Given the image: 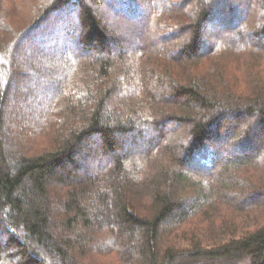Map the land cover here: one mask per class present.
I'll list each match as a JSON object with an SVG mask.
<instances>
[{
  "label": "trees",
  "instance_id": "16d2710c",
  "mask_svg": "<svg viewBox=\"0 0 264 264\" xmlns=\"http://www.w3.org/2000/svg\"><path fill=\"white\" fill-rule=\"evenodd\" d=\"M98 6L143 15L152 38L125 47ZM37 10L0 45V264H264V0ZM27 42L42 55L30 71L15 64ZM18 76L49 87L20 97L23 113L8 103ZM147 129L142 149L119 140ZM95 153L106 158L79 174Z\"/></svg>",
  "mask_w": 264,
  "mask_h": 264
},
{
  "label": "rangeland",
  "instance_id": "374dc122",
  "mask_svg": "<svg viewBox=\"0 0 264 264\" xmlns=\"http://www.w3.org/2000/svg\"><path fill=\"white\" fill-rule=\"evenodd\" d=\"M39 1L40 0H0V9L3 12V15H5L6 17L4 18L3 24H4V28H0V45L4 46L6 45V40L9 38V36H11L10 34L15 32V31H19V29L23 28L26 23H30L35 16L38 14V10L37 7L39 5ZM93 1V0H92ZM178 3H181V0H177ZM259 0H253V2H258ZM158 3H162V4H167L168 0H158ZM98 14L103 18V23L108 27L109 30V35H112V37L118 39V40H122L125 47L130 48L133 47L135 45H139L141 43V39L143 37H146L148 39L152 38L151 33H147L146 30V22H144V20L142 19L143 15H140L139 18L137 20H133V19H128L126 16L124 15H113L109 12V10H107V8L103 7V6H98ZM141 18V19H140ZM2 20V19H1ZM1 23V22H0ZM239 25L233 29L234 30H238ZM232 31V32H233ZM213 34L216 33V31H212ZM219 33V32H218ZM222 33V32H220ZM34 37L31 38L32 41L35 40ZM110 38V37H108ZM234 38V36H233ZM236 38V37H235ZM111 41V39H110ZM211 41L214 42V38L211 39ZM6 42V43H5ZM173 46V50H178V48H181V46L183 45V43H174L172 44ZM115 45H113L114 47ZM115 50H117V47H114ZM119 49V48H118ZM45 50V49H44ZM39 51V50H38ZM38 51H36V48L33 44V42H27L25 43V45H22L21 47H19L16 51V66H19L20 68L30 71L31 70V66L30 64L32 63L33 59H31V57L33 55H38L40 57L41 53H39ZM48 53V51H44L43 52ZM118 53V52H117ZM42 56V55H41ZM1 61L4 63V61L1 58ZM40 61V60H38ZM37 61V64H38ZM47 71L50 72V68L47 69ZM18 82H20V84H16L15 81H17L15 78L14 80H12V82L9 83V87H8V91H9V98H8V103L9 105H15L17 104V112L19 113H23L24 110H27L24 108V105H22V103L20 102V100L22 99L23 96H27L26 94L29 93V98H32V94L35 95V97L37 96H41L44 95L46 93H49V87L45 86L44 88H41L40 90H38V83H40L39 81H25L23 80V78H21L20 76H18ZM21 97V99H20ZM34 99V98H32ZM32 99H28L30 101H28V107L33 109L32 106ZM32 100V101H31ZM249 118H245L244 122L241 123L243 125H245L244 123L248 122ZM222 122L225 125H229L232 126V124L234 123L233 121H231L230 119H226L224 118L222 120ZM240 124V125H241ZM238 124V126H240ZM165 131H169L173 128H177L178 127H182L179 126L175 123H168L165 126ZM153 132L151 129H147V132L144 134L145 136H143L144 140H138L137 143H134V141L132 140L131 137L129 136H120V142L127 145L126 149H128V151L131 150H137L138 147L144 148L145 147V143L146 140L154 137L156 135V133ZM169 133V132H168ZM29 142H31L33 145L35 143V146L38 147V143H39V139L40 136L38 135H31L29 134ZM169 137L171 140H173V143L176 142L179 138L174 135V134H169ZM119 138V137H118ZM26 139V138H25ZM28 139V137H27ZM31 139V141H30ZM22 140V139H21ZM23 141V140H22ZM145 141V142H144ZM98 152V151H97ZM104 159L106 158L105 155H101V153H95L92 155V157L89 159L90 162L88 165H83L81 164L80 166V170H79V174L84 175L85 173H89L90 170H93L98 164H99V160L100 159ZM260 213L259 215H261L263 213V211H251L252 215H256L258 213ZM258 216V215H257ZM189 227V225H187ZM184 228V227H183ZM183 230V229H180ZM116 263V258L113 256H106L104 257V261L100 260V261H93L92 264H115Z\"/></svg>",
  "mask_w": 264,
  "mask_h": 264
}]
</instances>
